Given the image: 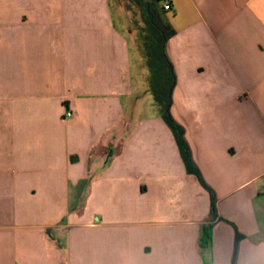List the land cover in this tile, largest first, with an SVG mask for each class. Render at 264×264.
I'll return each mask as SVG.
<instances>
[{
	"label": "crops",
	"instance_id": "1",
	"mask_svg": "<svg viewBox=\"0 0 264 264\" xmlns=\"http://www.w3.org/2000/svg\"><path fill=\"white\" fill-rule=\"evenodd\" d=\"M166 1L172 114L227 221L210 227L131 17L112 0H0V264H233L237 230V264H264V0Z\"/></svg>",
	"mask_w": 264,
	"mask_h": 264
},
{
	"label": "trees",
	"instance_id": "2",
	"mask_svg": "<svg viewBox=\"0 0 264 264\" xmlns=\"http://www.w3.org/2000/svg\"><path fill=\"white\" fill-rule=\"evenodd\" d=\"M121 1H125V9L131 14L132 20L140 29V47L148 70L149 88L159 108L160 115L175 136L187 172L197 176L203 186L210 192V227H213L216 221H227L219 215L217 197L213 190L205 184L200 171L194 163L190 146L186 140L184 127L172 114L173 92L178 78L174 64L168 54L167 43L177 34V31L168 16L169 11L164 7V0ZM91 180V177L82 179L72 188L71 210H79L81 208ZM49 232L61 247H65L64 237H59L57 235L58 232L55 230H50ZM243 237L237 230L233 264H237L239 242ZM211 239V231L204 227L200 235V245L205 246L209 244Z\"/></svg>",
	"mask_w": 264,
	"mask_h": 264
},
{
	"label": "rangeland",
	"instance_id": "3",
	"mask_svg": "<svg viewBox=\"0 0 264 264\" xmlns=\"http://www.w3.org/2000/svg\"><path fill=\"white\" fill-rule=\"evenodd\" d=\"M122 4L119 2V0H112V7L114 10V13L116 14V19L118 23H125V20H129L131 17V24H132V30L136 32V35L138 37V40L140 41V29L137 24L134 23L132 20L131 14L125 9V1H121ZM136 8V7H135ZM137 9V8H136ZM122 11L124 16H120V12Z\"/></svg>",
	"mask_w": 264,
	"mask_h": 264
},
{
	"label": "built area",
	"instance_id": "4",
	"mask_svg": "<svg viewBox=\"0 0 264 264\" xmlns=\"http://www.w3.org/2000/svg\"><path fill=\"white\" fill-rule=\"evenodd\" d=\"M164 7H165V9H166L167 11L172 10V6H171V4H170L169 2H167V1L164 3ZM66 116H67V117H72V116H73V112H72L71 110H67V112H66Z\"/></svg>",
	"mask_w": 264,
	"mask_h": 264
}]
</instances>
